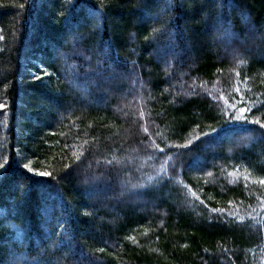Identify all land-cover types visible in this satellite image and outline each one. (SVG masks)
I'll use <instances>...</instances> for the list:
<instances>
[{
	"label": "trees",
	"instance_id": "1",
	"mask_svg": "<svg viewBox=\"0 0 264 264\" xmlns=\"http://www.w3.org/2000/svg\"><path fill=\"white\" fill-rule=\"evenodd\" d=\"M0 103V264H264V0H0Z\"/></svg>",
	"mask_w": 264,
	"mask_h": 264
},
{
	"label": "snow or ice",
	"instance_id": "2",
	"mask_svg": "<svg viewBox=\"0 0 264 264\" xmlns=\"http://www.w3.org/2000/svg\"><path fill=\"white\" fill-rule=\"evenodd\" d=\"M70 23V21H69ZM155 31H158V29H154V32ZM82 39V38H81ZM41 71L43 72V76L42 75H34V79L37 80V81H41L43 80L44 76H50L52 75L51 73H49L47 71V69L45 68H41ZM237 91L239 92V88H237ZM243 103V100L241 101ZM231 108L234 109V111L231 113V115L229 116V120L227 121L228 123H234V122H248V123H254V124H260V127L264 128V123H261V121L259 119H252V120H247V117L245 115H243L244 113L250 111L249 108L247 107H239V108H236L235 105H231L230 106ZM7 108V105L5 103H0V112H3L5 109ZM197 127H199V125H197ZM145 131H147V129L145 128ZM216 129L213 128L212 129V132H215ZM211 133H203V135H210ZM199 135H197L196 139H199ZM191 140H189L186 144H183V145H176V147H187L189 144H191ZM87 143V141H86ZM161 151H163V149H161ZM72 156H73V160H74V163H77L80 161V155L77 154L76 152H73L72 153ZM109 163H111L109 161ZM4 165L2 163H0V168H3ZM24 167L28 170V172H31L33 173L34 175L36 176H51L52 173L51 172H47V171H37L35 169H33L30 164H25ZM72 167L71 164H65V169H68ZM209 175H211V173H209ZM91 179H95V177L91 178ZM261 184H264V179H261L259 181ZM211 211L213 212H219V213H223L224 212V209H217V208H213L211 209ZM87 214V213H86ZM228 215H232V213H228ZM131 239V237H130ZM101 252L104 251V249H100Z\"/></svg>",
	"mask_w": 264,
	"mask_h": 264
}]
</instances>
